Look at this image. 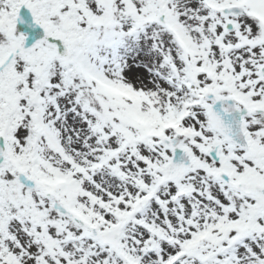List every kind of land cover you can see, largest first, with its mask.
<instances>
[{"label": "snow or ice", "instance_id": "6c2138e0", "mask_svg": "<svg viewBox=\"0 0 264 264\" xmlns=\"http://www.w3.org/2000/svg\"><path fill=\"white\" fill-rule=\"evenodd\" d=\"M0 264H264V0H0Z\"/></svg>", "mask_w": 264, "mask_h": 264}]
</instances>
